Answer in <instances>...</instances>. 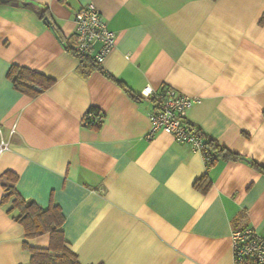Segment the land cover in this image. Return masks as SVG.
I'll return each instance as SVG.
<instances>
[{"label":"crops","instance_id":"crops-1","mask_svg":"<svg viewBox=\"0 0 264 264\" xmlns=\"http://www.w3.org/2000/svg\"><path fill=\"white\" fill-rule=\"evenodd\" d=\"M88 3L116 33L105 72L66 47ZM263 14L264 0H0V127L9 140L0 153V264H29L25 242L50 244L49 233L26 238L2 202L8 186L61 206L80 264H235L234 229L264 236V172L252 163L264 165ZM13 65L53 83L25 94L9 77ZM148 85L199 98L189 120L243 157L208 167L171 133L148 136ZM93 108L104 114L99 126L84 122ZM206 173L204 193L194 182Z\"/></svg>","mask_w":264,"mask_h":264},{"label":"built area","instance_id":"built-area-1","mask_svg":"<svg viewBox=\"0 0 264 264\" xmlns=\"http://www.w3.org/2000/svg\"><path fill=\"white\" fill-rule=\"evenodd\" d=\"M75 19V42L71 51L81 58L91 57L102 64L115 46V31L108 27L94 3H88L78 10ZM97 43L100 44L99 48H96ZM143 96L153 99L148 136H153L159 131L171 133L176 140L199 150L209 167L216 153L206 142V136L200 126L188 118L189 109L199 98L184 94L170 85H164L158 90L148 85L143 90ZM103 121V112L95 108L90 109L84 119L86 124L92 126H99ZM0 135L1 153L9 148V140L3 137L2 127ZM232 245L235 264H264V236L253 227L234 229Z\"/></svg>","mask_w":264,"mask_h":264},{"label":"trees","instance_id":"trees-1","mask_svg":"<svg viewBox=\"0 0 264 264\" xmlns=\"http://www.w3.org/2000/svg\"><path fill=\"white\" fill-rule=\"evenodd\" d=\"M39 12L44 18L48 16L46 8H40ZM260 23H264V14ZM52 26L57 30L54 22H52ZM66 47L72 50L71 45L68 44ZM82 59L83 66H88V70L97 68L105 72L101 68V64L97 63L93 58L84 57ZM9 77L14 81V85L18 90L31 96H36L53 83V79L42 72L18 65H13L10 68ZM125 88L134 98L139 99V96L133 93L130 88ZM205 136L206 142L211 145L216 153L215 159L209 167L214 165L219 159L230 160L243 157L240 153L222 146L216 139L206 134ZM252 163L260 171L264 172V165L256 161H252ZM16 178L17 175L12 176V179ZM211 185L212 179L208 173L194 182L195 188L204 193L210 189ZM2 202L4 204L9 203L8 211L24 226L26 238H32L44 233L50 234L48 247L31 246L25 242V245L32 253L29 264H80L77 253L68 246V242L65 239L64 230L62 229L65 215L59 204L52 201L48 207L44 208L33 199L24 198L14 186L6 187Z\"/></svg>","mask_w":264,"mask_h":264},{"label":"water","instance_id":"water-1","mask_svg":"<svg viewBox=\"0 0 264 264\" xmlns=\"http://www.w3.org/2000/svg\"><path fill=\"white\" fill-rule=\"evenodd\" d=\"M1 1L5 2V1H8V0H1ZM16 3H17V2H14V4H16ZM24 3H27V2H24ZM45 21H46V22H50V19H49V18H46Z\"/></svg>","mask_w":264,"mask_h":264}]
</instances>
